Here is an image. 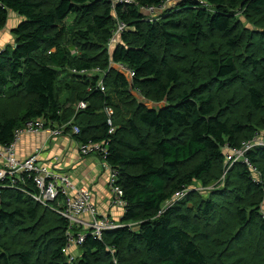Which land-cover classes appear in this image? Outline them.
I'll return each mask as SVG.
<instances>
[{
  "label": "trees",
  "instance_id": "obj_1",
  "mask_svg": "<svg viewBox=\"0 0 264 264\" xmlns=\"http://www.w3.org/2000/svg\"><path fill=\"white\" fill-rule=\"evenodd\" d=\"M168 1L178 8L162 19L140 11ZM137 2L114 13L110 0H0V31L22 19L0 53V144L33 120L72 121L75 140L109 143L129 204L121 226L88 237L70 263L67 219L25 193L33 182L6 181L0 264H264V146L246 153L257 175L227 166L225 150L264 140V0ZM118 21L127 29L109 50Z\"/></svg>",
  "mask_w": 264,
  "mask_h": 264
},
{
  "label": "built area",
  "instance_id": "obj_2",
  "mask_svg": "<svg viewBox=\"0 0 264 264\" xmlns=\"http://www.w3.org/2000/svg\"><path fill=\"white\" fill-rule=\"evenodd\" d=\"M110 2L114 13H117V9L122 5H125V7L128 5H136L138 7L137 0H110ZM159 10L153 7H140L141 13L145 16H151L154 13L157 14ZM126 29L127 26L124 22H117V27L113 31V37L109 43V50L119 42V36ZM3 50L4 48L0 47V53ZM111 66L132 82L133 72L129 68L123 64L113 62H111ZM98 88L101 92L106 91L103 80L98 83ZM85 109H87V103L80 102L77 106V112ZM104 114L107 117L109 134L113 135L116 130L114 125L115 110L107 106L104 108ZM72 123V121L66 124H59L55 121H46L44 119L33 120L26 123L24 128L15 132L14 139L9 145L0 144V189L6 181L11 182L12 187L18 185L20 181L34 183L36 192L25 193L36 203L55 210L68 221L69 228L66 233L67 242L63 249V254L68 258L70 263L76 260L78 257L76 251L80 250L88 237H95L102 240L104 232L115 230L121 224H117L109 216L100 214L93 203L92 194L88 189L75 186L67 174L41 163L39 161V150L37 153L22 160L19 158L18 148L21 138L26 134L34 135L45 132L50 138H57L68 134L67 129L72 127V133L78 135L80 129L76 126H71ZM262 140L258 141L257 139H253L246 143L242 149H231L229 146H226V159L231 163L226 165L232 166L236 162L242 161L252 168L254 175H257L259 171L249 163L246 158V153L257 146H264V141ZM76 144L81 156L90 157L95 155L101 159L103 170L109 174L111 206L121 210L125 214L129 204L125 200L124 191L117 184L119 172L107 162L109 143L103 142L95 144L76 140ZM239 153L243 155V160L235 158V154L237 155ZM183 197L184 193H181L177 195L176 199ZM54 205H57V207Z\"/></svg>",
  "mask_w": 264,
  "mask_h": 264
},
{
  "label": "crops",
  "instance_id": "obj_3",
  "mask_svg": "<svg viewBox=\"0 0 264 264\" xmlns=\"http://www.w3.org/2000/svg\"><path fill=\"white\" fill-rule=\"evenodd\" d=\"M10 19L8 28L0 31V47L14 45L12 29L22 19L17 15H11ZM38 150L41 163L67 174L75 186L88 189L100 214L120 223L123 213L111 206L109 174L103 170L101 159L95 155L81 156L70 133L57 138H50L45 132L23 135L18 148L19 158L24 160Z\"/></svg>",
  "mask_w": 264,
  "mask_h": 264
},
{
  "label": "rangeland",
  "instance_id": "obj_4",
  "mask_svg": "<svg viewBox=\"0 0 264 264\" xmlns=\"http://www.w3.org/2000/svg\"><path fill=\"white\" fill-rule=\"evenodd\" d=\"M178 2L177 1H168V2H166L162 7H160V10L159 11H157L158 13L156 14V13H154L153 15H151V16H148L150 19H156V20H159V18L160 19H162V17L166 14V15H168V13H170L171 11H174V10H177V8H178ZM241 14V12H239V15ZM11 20V19H10ZM9 26V25H8ZM248 28H250V26L248 25L247 26ZM252 31L254 30V27H252V28H250ZM8 47H10V49L11 48H13V45L12 44H10ZM109 48V47H108ZM73 52L74 51H78L77 49H75V50H72ZM92 73H94V72H92ZM133 96L137 99V101H140L141 103H144V104H147L149 107H156V108H158L159 107V105H154V104H152L151 102H148V101H145V100H143L141 97H139L138 95H136V93H133ZM254 139H257L258 141H261L262 139H261V135L260 134H257L256 136H255V138ZM262 141H264V140H262ZM235 158L236 159H241V160H243V155L241 154V153H239V154H235ZM227 164H231L230 163V161H227ZM199 188H198V190L201 192V193H207V192H209V191H211V189H213V187H209V188H202L201 186H198ZM76 254L79 256L80 255V250H77L76 251ZM78 258V257H77ZM76 258V259H77Z\"/></svg>",
  "mask_w": 264,
  "mask_h": 264
},
{
  "label": "clouds",
  "instance_id": "obj_5",
  "mask_svg": "<svg viewBox=\"0 0 264 264\" xmlns=\"http://www.w3.org/2000/svg\"><path fill=\"white\" fill-rule=\"evenodd\" d=\"M1 48H4L5 49V47H1Z\"/></svg>",
  "mask_w": 264,
  "mask_h": 264
}]
</instances>
